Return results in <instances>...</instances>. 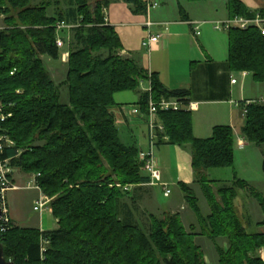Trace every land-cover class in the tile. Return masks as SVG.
Masks as SVG:
<instances>
[{"label":"trees","instance_id":"1","mask_svg":"<svg viewBox=\"0 0 264 264\" xmlns=\"http://www.w3.org/2000/svg\"><path fill=\"white\" fill-rule=\"evenodd\" d=\"M112 1L70 0L68 9L51 15L50 2L31 5V0H0V15L5 16V27L0 29V97L12 114L3 127L15 142L4 157L11 159L14 169L36 176L42 193L52 198L51 210L58 224L54 230L42 231L12 221L11 228L0 236L7 261L205 264L204 254L195 244L198 234L193 227L187 231L179 214H165L163 219L150 215L149 232L137 216L139 204L130 188H140L150 178L142 170L139 149L120 139L110 112L116 106L115 95L136 91L147 81L151 91L143 92L139 103L147 111L150 97L155 101L178 98L187 105L190 91H169L157 73L151 74L133 58L121 55L119 35L105 21L104 10ZM123 1L133 13L146 14L143 0ZM228 8L231 16L256 15L238 0H229ZM62 22L73 28L58 31ZM58 38L68 45L69 52L67 104L60 102L59 88L42 60V56L61 59ZM228 62L232 71L249 72L256 83H264L261 31H229ZM246 103L241 132L249 142L262 147L264 102ZM159 117L169 144L191 147L196 182L210 206V215L202 214L189 185L180 183L179 187L198 216L201 234L212 241H228L227 249L216 246L219 263L264 264L260 256L264 233H249L237 214L235 202L239 191L247 188L245 182L236 180L229 186L205 176L210 169L234 166L233 129L217 126L210 138L199 139L194 135L190 111H160ZM262 168L264 172V160ZM259 204L264 215V198ZM258 226H264V218Z\"/></svg>","mask_w":264,"mask_h":264},{"label":"crops","instance_id":"2","mask_svg":"<svg viewBox=\"0 0 264 264\" xmlns=\"http://www.w3.org/2000/svg\"><path fill=\"white\" fill-rule=\"evenodd\" d=\"M238 1L247 9V12L260 14L264 17V0ZM159 2L160 7L149 16L133 13L123 0H113L104 10L105 21L115 28L121 40L123 46L121 55L133 58L149 73H157L169 91H190L186 110L191 112L195 137L210 138L215 127L229 126L237 135L235 163L239 158L245 160L244 156L247 155L250 144L241 132L245 118L243 105L244 102L248 104L264 99V92L260 87L264 83H256L249 72H240L238 83H232V80L236 79L235 73L238 72L232 71L229 67V32L215 28L216 22L234 17L231 16L228 8L229 0H159ZM148 20L155 23H171L170 30L149 48L143 45L147 35L145 23ZM197 26H199L200 35L196 34ZM152 32L162 33V29L155 26L152 28ZM61 62L67 65L63 59ZM50 77L52 80L54 79L51 75ZM57 87L59 88V85ZM148 89L149 82L146 87L132 91L134 92L132 95L117 94L115 96L116 106L110 109L115 118L121 141L126 145L136 146L139 152L148 150L149 133L145 118L134 115L133 110L140 106L141 95ZM157 147L159 154L157 160L162 166L163 183L167 184L168 188L172 186L179 188L180 191L178 196V193L176 194L179 201H173L168 209H162L165 212L179 214L186 227L190 226L196 230L197 241L201 243L203 240H208L201 234L198 216L186 202L185 195L179 187L180 183H185L194 192L199 190L203 194L201 186L196 182L191 147L189 145L184 147L171 145L168 140H162ZM262 156L263 164V153ZM242 165L241 169L246 173V167ZM233 175V181L225 182V184L230 186L236 180H242L247 185L246 189H250L251 182L247 178L239 176L236 171ZM205 176L207 177V172ZM151 187L143 185L140 188L133 187L130 191L135 198L141 199L143 194H151V190L154 191V188H161L164 197L171 198L173 189L171 194L166 196L163 187ZM154 198L155 203L158 204L156 195ZM46 212L52 214L49 210L43 213ZM210 213L209 207L208 213L203 215L208 216ZM12 218L17 222L14 216ZM263 218L255 226L258 228L255 233H264V226H258ZM46 220L47 224L49 223L45 217L44 225L40 226L42 231H50L45 228ZM253 225L254 223L250 220L245 223L247 229L254 228ZM51 230L54 229L51 228ZM260 256L264 261V248L261 249Z\"/></svg>","mask_w":264,"mask_h":264},{"label":"rangeland","instance_id":"3","mask_svg":"<svg viewBox=\"0 0 264 264\" xmlns=\"http://www.w3.org/2000/svg\"><path fill=\"white\" fill-rule=\"evenodd\" d=\"M50 2L52 4L51 8L49 9V13L53 15L54 13H57L58 10L65 11V9H68L70 7V0H59V4L57 3V0H31V5H38L42 2ZM159 3V0H155ZM219 1V0H218ZM158 9V8H157ZM156 9V10H157ZM156 10H152L150 12V15L154 13ZM5 16L0 15V27L4 28ZM67 33V32H66ZM66 36V34H65ZM69 38L70 36L67 35ZM66 36V37H67ZM72 36V34H71ZM67 39L69 40V38ZM67 45V43H66ZM61 52V61L62 56L65 52L68 50V45L64 46ZM42 60L44 62V66L50 73V75L54 78L56 84L59 85V93H60V102L63 104H67L69 100V92L68 87L65 85L66 81V75L68 71V66L63 64L59 60L51 59L48 56H42ZM67 66V67H66ZM240 74L235 73L234 77L236 80H240ZM251 79V78H250ZM57 85V86H58ZM148 85V82L145 81L141 84L142 87H146ZM260 85V84H259ZM262 85V84H261ZM261 89H263L264 92V85L260 86ZM134 92H121L117 93L119 95H132ZM251 93V92H250ZM116 94V95H117ZM115 95V96H116ZM264 99H260L259 101L262 102ZM234 131V130H233ZM235 133V131H234ZM236 142H237V135L235 133ZM247 139V138H246ZM247 142L250 144L248 147L247 155L244 156L245 160L243 158H239L237 162L234 164L233 167L230 168H220V169H210L207 171V179L208 180H214L216 182H223V183H231L233 181V174L236 171L239 176H242L244 178H247L251 184L250 189L246 190H240L239 191V197L235 202L236 208H237V214L240 216L242 220L246 223V221L250 220L254 223V228H248L247 231L249 233H255L257 232L258 228L255 227L257 223L263 218V212L261 210V206L259 204V199L264 198V172L262 169V153L264 152V145L262 147L257 146L247 140ZM236 150V145H235ZM158 147L155 148V157L158 159ZM243 162L244 166L246 167V173L241 169V163ZM242 165V166H243ZM161 165L159 164V170L162 174ZM248 172V173H247ZM13 183L19 188L18 190H11L7 192V207L10 214V217L14 223V225L22 227V228H34V229H40L41 224L44 225L45 217L48 219V224L46 220V229L51 230V228L55 229L58 228L57 220L54 218L52 214L41 213L39 211H35L34 207L36 205V202L40 199L42 196V191L38 189V184L36 181V176L26 173L20 169H15L13 176ZM163 180V176H162ZM135 187V186H134ZM160 187V186H156ZM153 188V187H151ZM171 192L173 189V193L171 195V198H165L164 193L161 188H154V191L151 190V194H146L142 196V198H138V204H139V213L137 214L138 218H140L141 222L144 226H146V231L149 232V217L150 215H154L158 218L163 219L165 214H173L170 212H165L162 208L168 209V206L171 202L176 201L178 202L179 199L177 196L180 194L179 188L176 187H169ZM133 189V188H130ZM216 190V189H215ZM132 192V191H131ZM178 193V194H177ZM177 194V196H176ZM44 195V194H43ZM154 195H156L157 203H155ZM195 195L198 198L199 206L201 208L202 214H207L209 211V205L206 199L204 198L201 191L196 190ZM46 196V195H44ZM134 196V194H133ZM167 196V195H166ZM48 197V196H47ZM50 198V197H48ZM50 203L48 205L47 211H51V202L52 198H50ZM181 201V200H180ZM161 208H160V207ZM211 210V209H210ZM45 212V211H44ZM15 217L17 222L13 220L12 216ZM174 215V214H173ZM244 216V218H243ZM181 219V218H180ZM182 221V220H181ZM243 222V223H244ZM183 223V222H182ZM48 225V226H47ZM184 225V223H183ZM184 227L187 229L188 232H191V227L188 226ZM190 227V228H189ZM201 228V226H200ZM202 230V228H201ZM196 231V230H195ZM206 237V236H205ZM208 240H203L201 243L197 241V238H195V244L198 245L202 249L201 251L204 254V261L205 264H220L219 260V254L217 252V247H224V249H227L228 241L224 238L217 239L216 241H212L208 237H206ZM214 246V248H213ZM229 246V244H228ZM226 247V248H225Z\"/></svg>","mask_w":264,"mask_h":264},{"label":"built area","instance_id":"4","mask_svg":"<svg viewBox=\"0 0 264 264\" xmlns=\"http://www.w3.org/2000/svg\"><path fill=\"white\" fill-rule=\"evenodd\" d=\"M146 6V14L150 15L152 10H156L159 7V3L155 0H143ZM155 26L162 29V33L152 32V28ZM171 23H155L152 21H147L145 23L146 28V38L143 45L149 48L153 43L158 42L164 35L165 32L170 30ZM72 25H68L64 22L59 23L57 26L58 31L61 30H71ZM215 28L218 30L231 31V30H247L250 28H256L261 31L264 35V17L260 14L255 17H246L236 15L234 17L228 18L224 21H218L215 23ZM0 29H2L0 27ZM196 34L200 35L199 26L196 28ZM57 46L63 48L65 46L64 42L58 38ZM69 52H65L62 59L68 62ZM14 74V73H12ZM246 75L245 73L243 74ZM233 84H237L236 79L232 80ZM142 84V83H141ZM147 91H151L150 85ZM0 96H1V85H0ZM264 102V100H262ZM252 102H249L250 104ZM6 105L3 103L0 97V202L3 211L2 221L0 224V236L2 233H6L11 228L12 219L10 217L8 207H7V192L11 190H18L19 188L13 183V173L15 169L11 165V159L5 158L4 154L8 149L15 146V142L11 139L10 135L5 132L3 125L5 122L12 117L11 113L6 111ZM186 109V105L178 98L165 99L162 98L160 101H155L152 97L149 98L148 110L144 112L141 106L136 107L133 110L134 115L145 118L149 133V148L147 151L139 153V160L143 163V171L149 176L150 182L144 184L146 186H161L165 189L166 195L171 194V190L167 187V184L163 183L162 174L159 170V163L155 157V148L158 146L159 139L168 140L165 136V126L160 120V111H180ZM246 114V109H244ZM162 135V137H161ZM40 189L39 187H37ZM50 198L47 196H42L36 202L34 207L35 211L44 212L48 209L50 203Z\"/></svg>","mask_w":264,"mask_h":264},{"label":"water","instance_id":"5","mask_svg":"<svg viewBox=\"0 0 264 264\" xmlns=\"http://www.w3.org/2000/svg\"><path fill=\"white\" fill-rule=\"evenodd\" d=\"M2 216H3V211H2V207H1V202H0V224L2 221ZM0 264H15L12 261H7L4 257V250H3V246L0 242Z\"/></svg>","mask_w":264,"mask_h":264}]
</instances>
